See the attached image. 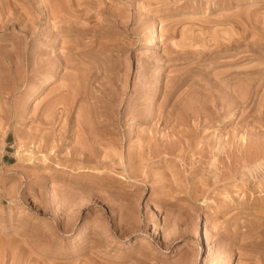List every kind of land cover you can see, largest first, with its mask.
<instances>
[{"label":"rangeland","instance_id":"obj_1","mask_svg":"<svg viewBox=\"0 0 264 264\" xmlns=\"http://www.w3.org/2000/svg\"><path fill=\"white\" fill-rule=\"evenodd\" d=\"M258 159L264 0H0V264H264Z\"/></svg>","mask_w":264,"mask_h":264},{"label":"clouds","instance_id":"obj_2","mask_svg":"<svg viewBox=\"0 0 264 264\" xmlns=\"http://www.w3.org/2000/svg\"><path fill=\"white\" fill-rule=\"evenodd\" d=\"M262 169H264V159H258L252 164L248 165L245 170L251 174Z\"/></svg>","mask_w":264,"mask_h":264},{"label":"bare ground","instance_id":"obj_3","mask_svg":"<svg viewBox=\"0 0 264 264\" xmlns=\"http://www.w3.org/2000/svg\"><path fill=\"white\" fill-rule=\"evenodd\" d=\"M156 28H157V27L154 28V33H156ZM151 30H152V29H151ZM152 33H153V30H152ZM151 37H152V36H151ZM157 38H158V37H156V35H155L153 38H151V40H152L153 42H155ZM159 39H160V38H159ZM153 42H152V43H153ZM154 44H156V42H155ZM151 45H152V44H151ZM68 195H69V194H68ZM66 197H67V196H66ZM68 197H69V196H68ZM68 197H67V198H68ZM63 199H64V197H63ZM65 200H66V199H65ZM62 202H63V201H62ZM73 203H74V202H73ZM69 205H70V204H69ZM145 240H146V239H144V238H143V239H136L135 243H140V242L143 243V241H145ZM137 245H138V244H137Z\"/></svg>","mask_w":264,"mask_h":264}]
</instances>
